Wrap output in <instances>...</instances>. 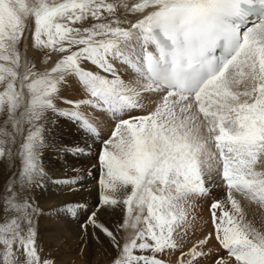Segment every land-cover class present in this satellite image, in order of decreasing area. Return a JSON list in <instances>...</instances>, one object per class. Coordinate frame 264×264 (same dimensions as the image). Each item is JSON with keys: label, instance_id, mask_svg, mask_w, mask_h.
Wrapping results in <instances>:
<instances>
[{"label": "snow or ice", "instance_id": "snow-or-ice-1", "mask_svg": "<svg viewBox=\"0 0 264 264\" xmlns=\"http://www.w3.org/2000/svg\"><path fill=\"white\" fill-rule=\"evenodd\" d=\"M0 168V264H57L39 224L69 217L80 259L264 264V0H0Z\"/></svg>", "mask_w": 264, "mask_h": 264}, {"label": "rangeland", "instance_id": "rangeland-1", "mask_svg": "<svg viewBox=\"0 0 264 264\" xmlns=\"http://www.w3.org/2000/svg\"><path fill=\"white\" fill-rule=\"evenodd\" d=\"M64 123H66V122L61 121L58 125L57 138L62 139L63 141H65L68 144L80 143L82 146L83 142L80 140L78 134L76 132H73V135H72L70 133V131L67 130L68 129V123L67 124H64ZM102 134H103V130H102ZM49 156H52V154H49L46 156V159H47V160L45 159L46 163H49V162L54 160V159H51V157H49ZM67 163L72 164L77 168H88V166H90L89 160H86V159L77 160L71 156H69L67 158ZM87 163H89V164H87ZM82 164H83V166H82ZM68 174L74 175L75 173L69 172ZM3 180H4V174H3L2 168H0V183H3ZM87 180L91 181V179H87ZM85 187L88 189H91V186H89V183H87ZM219 191H222V189L221 188L213 189V195L220 197L222 192H219ZM62 196H65V195L62 194ZM65 198L69 201L75 200V201L81 202L82 199H84V200L86 199V200L90 201L91 198L92 199L95 198V192H92L91 194H89V191H84L80 198H78L77 196H75V198L73 196L72 197L67 196ZM65 198H64V200H65ZM41 204L46 210L49 208L48 206L44 205L42 203V201H41ZM244 207H245V210L248 212V219L254 220L258 223L259 222L258 214H256L253 209L248 208V206L246 204L244 205ZM197 212H198L199 216L207 218V204L205 201H200L197 203ZM254 216L257 218H255ZM66 221H68V224H70V226H68V228H62V229H60V227H61L60 225H58V227L56 226L55 228L51 227L52 223H49L50 221L48 219H43L40 221L39 229H38V231H39L38 243H43V246L45 245L44 251L47 253L51 250V256L55 257L57 264H59V263L69 264L70 262H73L76 260L82 261V264H107V260L109 258V251L110 250H109V247H108L106 242L103 244H100V246L98 245V248H100V253H101V257L98 260V262H94L92 259V256L91 257L87 256L86 245L84 246L85 251H84L83 258L80 259L78 257V253L80 250V245L78 242L80 230L78 227V223L75 220H73L71 217H69ZM101 221L104 222L103 220H101ZM113 221L114 220H112V222H108V223L104 222V223L111 228ZM202 228H203V226H202ZM67 229H69V230H67ZM50 234H52V238H49ZM201 235H202L201 232L196 233V236H201ZM60 239H63L65 242L60 243L59 242ZM91 240H92L91 237H89L88 241H91ZM89 243H91V242H89Z\"/></svg>", "mask_w": 264, "mask_h": 264}, {"label": "bare ground", "instance_id": "bare-ground-1", "mask_svg": "<svg viewBox=\"0 0 264 264\" xmlns=\"http://www.w3.org/2000/svg\"><path fill=\"white\" fill-rule=\"evenodd\" d=\"M89 68H91V66H89ZM126 78V77H125ZM66 95V98H76V94L75 93H72V92H68L65 94ZM66 123L64 124H67L68 123V129L70 131V133L73 135V132H76L75 129L71 126V124L67 121H65ZM108 128H109V125L108 124H104L102 126V130L103 132H106L108 131ZM62 131V130H61ZM67 133V132H66ZM79 136V135H78ZM80 140L82 141L81 137L79 136ZM83 142V141H82ZM83 146V145H82ZM51 157V159H55L54 155L52 156H49ZM46 159V157H45ZM50 159V160H51ZM47 160V159H46ZM86 163V162H85ZM89 164V163H87ZM83 166V164H82ZM89 167V166H88ZM57 176H63L65 175V173H63L62 171H60L58 168H57V172H56ZM67 175H70L67 173ZM89 183V186L92 185V181H88L86 182V184ZM86 186V185H85ZM217 191V190H216ZM219 192H222V191H219ZM83 192L81 193V195L77 196L78 198H80L82 196ZM67 197V196H62L59 195L57 196L56 192H55V189H50L47 193H45V195L42 197L41 201L44 205L48 206V207H51L55 204H58L60 202V200H64V198ZM72 197V196H71ZM69 198V197H68ZM75 198V197H74ZM65 200H67L65 198ZM84 199H82L81 202H83ZM93 199L91 198L90 201H88L89 203H91ZM75 201V200H74ZM255 217V216H254ZM257 218V217H255ZM100 219L103 220L104 222H112V220H115L116 217L109 214V213H101L100 214ZM50 223V222H49ZM259 223V222H258ZM257 223V224H258ZM47 225V224H46ZM61 227L60 229L62 228H68V226H70V224H68V221H63L61 224H59ZM48 226V225H47ZM51 227L55 228L56 226H54L53 224L51 225ZM58 227V226H57ZM48 228V227H47ZM66 230V229H65ZM69 230V229H67ZM71 238V237H70ZM57 242V241H56ZM91 242V243H89ZM45 244V243H44ZM45 246V245H44ZM100 246V244H99ZM86 247H87V256L91 257L92 256V259L94 262H98V260L100 259L101 257V253H100V248H98V244L94 241V240H91V241H87V244H86ZM58 249V248H57ZM55 251V250H54ZM57 254V253H56ZM75 262V264H82V261H73ZM73 262H70L69 264H73ZM59 264H62V263H59Z\"/></svg>", "mask_w": 264, "mask_h": 264}]
</instances>
